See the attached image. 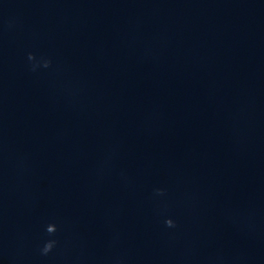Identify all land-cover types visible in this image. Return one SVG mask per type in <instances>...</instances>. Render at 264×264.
<instances>
[{"label": "clouds", "instance_id": "clouds-1", "mask_svg": "<svg viewBox=\"0 0 264 264\" xmlns=\"http://www.w3.org/2000/svg\"><path fill=\"white\" fill-rule=\"evenodd\" d=\"M28 60L33 61L35 60V56L31 53L28 55ZM49 61L45 60L44 61V67H48ZM157 194H163L162 190H157ZM165 225L167 227H175V224L173 220L167 219L165 221ZM46 232L51 236L54 235L57 232V226L54 223H50L46 226ZM57 241L55 239H49L44 243L43 248L41 249V254L42 255H47L49 252L53 250V248L56 246Z\"/></svg>", "mask_w": 264, "mask_h": 264}]
</instances>
